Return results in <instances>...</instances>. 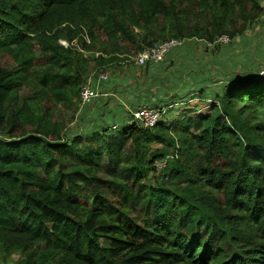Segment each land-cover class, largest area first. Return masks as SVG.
Listing matches in <instances>:
<instances>
[{"label":"trees","instance_id":"16d2710c","mask_svg":"<svg viewBox=\"0 0 264 264\" xmlns=\"http://www.w3.org/2000/svg\"><path fill=\"white\" fill-rule=\"evenodd\" d=\"M263 2L0 0V262L264 264V81L129 79L158 42L243 35ZM118 82L128 110L99 97ZM142 106L167 110L147 126Z\"/></svg>","mask_w":264,"mask_h":264},{"label":"rangeland","instance_id":"374dc122","mask_svg":"<svg viewBox=\"0 0 264 264\" xmlns=\"http://www.w3.org/2000/svg\"><path fill=\"white\" fill-rule=\"evenodd\" d=\"M220 39L214 44H208L204 40L199 39L187 40L181 46L172 49L168 55L169 57L167 56L168 58L165 57L164 63L161 66L162 69L161 67H154V69H150L146 73L140 70V72H137V76H129V79L144 81L146 82V86L153 80L155 82L161 81L162 88L167 92L166 94H174L176 92L174 90L175 85L177 83L181 85L185 84L187 76L193 73L198 75L200 79L197 89L201 90L196 93L198 95L201 94L202 97L210 95V98H213L216 92L214 91L215 87L218 90H222V87L226 83L233 82L238 86H242L244 84H254L264 81V14L243 35L228 42ZM221 41L225 43H221ZM86 56L91 57L89 54H86ZM240 59L241 61H239ZM254 71L259 72L258 78H255L257 73ZM107 74L110 75V72H107ZM126 75L128 73L124 74L123 77L125 79L127 78ZM123 85V82H118L117 85L111 86V89L115 88L116 92L110 91L111 94L109 95L101 94L99 96L102 102H108L107 107L104 106V108L109 110L112 107L119 106L120 103L121 105L123 104V108L129 109L121 99V96L118 95L120 90H124L122 89ZM193 96L189 95L188 97ZM198 99V96L193 97V101ZM177 100L180 99L177 98ZM178 102H172L173 104L169 109L177 106L174 111H178L180 109V103ZM79 112L80 110L77 112V115ZM80 117L86 118L81 114L77 118L76 123L71 126L72 131L81 130L82 123L89 124V122H78ZM114 120H117V118ZM19 257V254H15L12 257L13 261L8 264H15ZM0 264L3 263L0 262Z\"/></svg>","mask_w":264,"mask_h":264},{"label":"built area","instance_id":"2783aa9c","mask_svg":"<svg viewBox=\"0 0 264 264\" xmlns=\"http://www.w3.org/2000/svg\"><path fill=\"white\" fill-rule=\"evenodd\" d=\"M221 38V39H220ZM219 39L224 40L225 42L229 41L227 36H221ZM225 38V39H222ZM218 39V40H219ZM222 42V41H221ZM183 42L178 39H171L166 41H161L153 45L152 47L146 48L141 51L135 61L139 65H145L152 62H161L167 57V55L177 46H180ZM92 85L88 83L83 88L82 92V101L89 102L94 97L98 95L97 91L95 92L92 88ZM167 109H159L155 107L142 106L136 109L133 114L135 120L141 121L144 125L154 126L162 118ZM166 165L165 161L156 162L155 166L162 169Z\"/></svg>","mask_w":264,"mask_h":264},{"label":"clouds","instance_id":"9594fccd","mask_svg":"<svg viewBox=\"0 0 264 264\" xmlns=\"http://www.w3.org/2000/svg\"><path fill=\"white\" fill-rule=\"evenodd\" d=\"M61 42H62L63 44H65V45H68V44H67V43H68L67 41L62 40ZM66 42H67V43H66ZM169 54H170V53H169ZM169 54H168V55H169ZM168 55H167V56H168ZM135 59H136V57H135ZM133 62H134L136 65H139V64L136 63L135 60H134ZM97 93H98V91H97ZM109 94H111V93H108L107 95H109Z\"/></svg>","mask_w":264,"mask_h":264}]
</instances>
